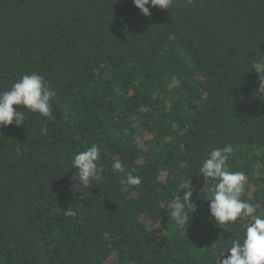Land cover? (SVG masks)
I'll list each match as a JSON object with an SVG mask.
<instances>
[{
    "label": "trees",
    "instance_id": "16d2710c",
    "mask_svg": "<svg viewBox=\"0 0 264 264\" xmlns=\"http://www.w3.org/2000/svg\"><path fill=\"white\" fill-rule=\"evenodd\" d=\"M150 12L133 0H0V91L32 72L57 90L53 118L0 127V264H219L264 216V93L250 69L264 54V0ZM93 144L101 179L85 188L71 162ZM226 145L257 211L219 225L215 181L199 168ZM187 181L194 205L177 227L170 202Z\"/></svg>",
    "mask_w": 264,
    "mask_h": 264
},
{
    "label": "clouds",
    "instance_id": "9594fccd",
    "mask_svg": "<svg viewBox=\"0 0 264 264\" xmlns=\"http://www.w3.org/2000/svg\"><path fill=\"white\" fill-rule=\"evenodd\" d=\"M192 3V0H188ZM133 4L144 16H150V8L172 9L174 0H133ZM259 74V92L264 93V54L261 59L255 60L251 68ZM57 96L53 88L43 75L37 72L23 74L7 90L0 91V127L15 124L20 127L28 119V113H38L46 119L53 118L52 104ZM15 106H22L26 111H18ZM20 154V149L17 148ZM233 152L231 145L213 149L203 160L199 173L203 174L204 181H215L212 196L209 199V213L219 225L235 223L238 218L253 217L257 209L255 205L242 201L241 196L248 181V177L241 171H230L227 161ZM101 159V148L93 144L81 151L72 159L71 169H75L72 179L75 184L85 188L99 182L102 169L98 166ZM114 171L124 172V166L117 161L112 165ZM127 183L137 186L141 183L139 176L127 174ZM187 187L183 198L175 196L170 202V217L177 227L189 223V205L191 203V184L187 181L182 188ZM195 210L191 211L194 212ZM229 255L219 259V264H264V216L255 215V218L246 227L243 242L234 240L227 250ZM220 257V258H221Z\"/></svg>",
    "mask_w": 264,
    "mask_h": 264
},
{
    "label": "rangeland",
    "instance_id": "374dc122",
    "mask_svg": "<svg viewBox=\"0 0 264 264\" xmlns=\"http://www.w3.org/2000/svg\"><path fill=\"white\" fill-rule=\"evenodd\" d=\"M150 226V225H149ZM151 230H153L154 228L150 227Z\"/></svg>",
    "mask_w": 264,
    "mask_h": 264
}]
</instances>
